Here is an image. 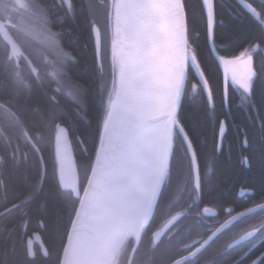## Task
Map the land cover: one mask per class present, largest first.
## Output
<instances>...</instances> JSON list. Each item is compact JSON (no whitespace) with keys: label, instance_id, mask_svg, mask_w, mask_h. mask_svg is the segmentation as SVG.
<instances>
[{"label":"snow or ice","instance_id":"1","mask_svg":"<svg viewBox=\"0 0 264 264\" xmlns=\"http://www.w3.org/2000/svg\"><path fill=\"white\" fill-rule=\"evenodd\" d=\"M61 10L74 12V0H0V264H264V252L252 257L264 243V215L223 241L231 222L207 226L209 209L200 210L211 182L202 171H213L225 141L229 124L219 117L230 114L233 90L254 124L243 132L242 162L264 170V61L253 56L264 45V0H236L231 11L250 17L257 35L230 58L218 54L228 50L219 43L221 0H87L94 104L51 30ZM26 16L60 51L54 79L33 58ZM210 60L223 70L219 104ZM190 97L212 129L210 150L185 111ZM82 137L91 150L81 147L78 161L73 143L85 145ZM53 201L66 219L38 255L29 229Z\"/></svg>","mask_w":264,"mask_h":264},{"label":"trees","instance_id":"2","mask_svg":"<svg viewBox=\"0 0 264 264\" xmlns=\"http://www.w3.org/2000/svg\"><path fill=\"white\" fill-rule=\"evenodd\" d=\"M61 0H56L60 4ZM76 10L64 15L63 10L58 13L56 26L52 27V31L60 33L59 43L61 47L70 52L75 60L71 62L68 69L69 76L76 82L84 85L87 90V99L93 104L96 101L97 93L100 89V81L93 66L92 45L88 39L87 20L85 13L81 10L86 6L87 0H74ZM224 4L223 14L220 17L222 25L220 27L221 40L219 43L227 47V51H218L219 55H225L230 58L238 55L247 47L246 40L257 35L253 28L251 18L237 17L233 11L235 5L233 0H221ZM257 6L259 0H255ZM66 8V6H65ZM196 34L200 36L201 47L203 45V35L201 30L196 29ZM206 52V49H205ZM260 53L257 54V63L264 61V45H261ZM37 65L39 66L40 57L37 53H32ZM209 67L214 73V82L216 85V102L219 104V84L222 79V74L213 61H209ZM41 69L43 67L40 66ZM49 79H54L52 76H47ZM199 104V99L189 98V103L186 105L185 111L188 114L189 121L200 126V137L198 140L201 149L210 150L212 147L213 132L209 125L203 120L202 112L196 110V105ZM248 110L240 105L239 95L233 90L231 112L228 116L221 113L219 119L226 120L229 124L226 132L225 141L221 150L217 153V157L213 166V171H202V175L210 178L211 182L202 185L203 203L200 205V210L203 208H212L218 210L220 216L227 215L226 210H231L232 215H237L241 212L255 208L258 205L264 204V170L258 164L253 167L242 162V155H248V149L243 146V132H251L254 124L250 122ZM93 116L88 119H93ZM72 120L77 117L73 114ZM94 127V124L92 125ZM84 130V125H80V131ZM80 133L78 132V135ZM87 140L85 145L77 146L73 143V150L77 160H83L84 153L81 152V147H87L91 150V141L87 137H82ZM49 164L51 162L50 154ZM18 178L17 175L9 176V183L12 184ZM190 187V186H189ZM177 197L187 199V192H176ZM183 202V201H181ZM261 212L249 215L239 219L232 227L225 230L222 236L223 241H231L233 237H239L248 228L259 223L262 217ZM36 218L43 221V224L34 222L29 229V238L33 234H39L45 246L51 243L53 235L58 228L62 227L63 221L66 219L63 206L53 201L48 208L46 215H41L39 212L34 214ZM46 225V226H45ZM3 241H0V246ZM264 247L261 243L252 253V257L256 258L263 251ZM41 252L37 251L39 255Z\"/></svg>","mask_w":264,"mask_h":264},{"label":"flooded vegetation","instance_id":"3","mask_svg":"<svg viewBox=\"0 0 264 264\" xmlns=\"http://www.w3.org/2000/svg\"><path fill=\"white\" fill-rule=\"evenodd\" d=\"M233 1H234L235 5H236V0H233ZM30 41H31V44H30V51H31V53H37L39 55V57H40L39 67L40 66L43 67V69H41V70L44 71V72H46L47 73V76H49V77L52 76L53 77V72L52 71H54V68L50 66V65H52L51 64V61H45L44 60L45 54H46L44 48L41 47V45L36 44V42L34 40H32L31 38H30ZM259 50L260 49H258L255 53H253L254 60H255L256 63H257V58H258L257 54L260 53ZM208 209H209V212L207 214H203V219H204V221H205V223H206L207 226H210V227H213V228L220 227L221 225H225V222L230 221L231 219H233V217H235V216L238 215V214L237 215H232L231 210L228 209V210H226V214L227 215L220 216L219 213H218V210L212 209V208H208ZM202 210H201V212H202ZM235 223H233L232 225H230V227H232ZM230 227H228V228H230ZM36 236H39L40 237L39 234H33L32 237H30L29 239H30V241L32 243L33 250H35L36 252L37 251H40L41 252L42 251V248L38 244V242L35 240V237ZM40 239H41V237H40ZM262 249H263L262 252H264V247L261 248L260 251ZM260 254H259V256H260Z\"/></svg>","mask_w":264,"mask_h":264},{"label":"rangeland","instance_id":"4","mask_svg":"<svg viewBox=\"0 0 264 264\" xmlns=\"http://www.w3.org/2000/svg\"><path fill=\"white\" fill-rule=\"evenodd\" d=\"M22 27L29 32L30 38L34 40L36 44L41 45V47L44 48L46 53L44 60L51 61L52 65L50 66L54 68V71H52L54 73L56 71L58 61L60 60V51L48 42L43 33L42 27L34 18L26 16L22 22Z\"/></svg>","mask_w":264,"mask_h":264},{"label":"water","instance_id":"5","mask_svg":"<svg viewBox=\"0 0 264 264\" xmlns=\"http://www.w3.org/2000/svg\"><path fill=\"white\" fill-rule=\"evenodd\" d=\"M65 6H66V4H65ZM218 68H219L221 74L223 75V70H222V68H220V67H218ZM73 152H74V150H73ZM74 155H75V154H74ZM257 208H258V206L255 207V208L249 209V210H247V211H244V212H242V213H248L250 210H256V211H254L252 214L258 213V212H260V211L257 210ZM252 214H251V215H252ZM247 216H249V215H245V216L241 217V213L238 214L237 216H235V217H236L235 220H233V219L230 220L231 223H229V224L226 225V229H227L228 227H230V225H232L233 223H235L236 221H238L239 219L244 218V217H247ZM228 222H229V221H228ZM35 240H36V241L38 242V244L41 246L42 250L45 249V247H44V245H43V243H42V241H41V239H40L39 236H36V237H35ZM31 247H32V243H31Z\"/></svg>","mask_w":264,"mask_h":264}]
</instances>
